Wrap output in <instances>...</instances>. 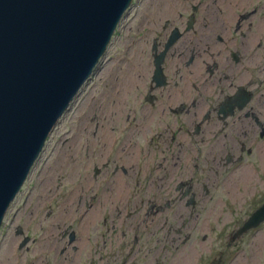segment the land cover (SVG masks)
I'll list each match as a JSON object with an SVG mask.
<instances>
[{
  "label": "flooded vegetation",
  "instance_id": "1",
  "mask_svg": "<svg viewBox=\"0 0 264 264\" xmlns=\"http://www.w3.org/2000/svg\"><path fill=\"white\" fill-rule=\"evenodd\" d=\"M139 5L129 24L138 74L130 88L118 91L114 109L142 121L147 137L130 151L126 139L117 155L112 146L101 152L99 175L113 173L105 189L114 218L134 231L113 240L153 257L165 249L167 237L181 251L197 244L200 235L207 240L209 225L199 226L194 217L198 192L209 195L218 180L213 185L201 180L234 174L264 144V0H141ZM132 135L140 136V128H132ZM138 175H149V184L134 196ZM97 177L87 174L86 186H100ZM190 186L193 207L184 198ZM87 204L82 201V207ZM65 213L8 218L0 264H32L57 251L79 253L86 224ZM101 219L98 214L94 222L97 249L105 243Z\"/></svg>",
  "mask_w": 264,
  "mask_h": 264
},
{
  "label": "water",
  "instance_id": "2",
  "mask_svg": "<svg viewBox=\"0 0 264 264\" xmlns=\"http://www.w3.org/2000/svg\"><path fill=\"white\" fill-rule=\"evenodd\" d=\"M131 1L0 0V224Z\"/></svg>",
  "mask_w": 264,
  "mask_h": 264
},
{
  "label": "rangeland",
  "instance_id": "3",
  "mask_svg": "<svg viewBox=\"0 0 264 264\" xmlns=\"http://www.w3.org/2000/svg\"><path fill=\"white\" fill-rule=\"evenodd\" d=\"M101 76V74L99 75ZM95 89L91 90L88 96H86V100L88 101L90 96L93 95ZM85 103V102H84ZM84 104L82 105V95L78 99L77 103L74 105L71 112L66 114L64 119L62 120L60 126L58 127L56 132L53 134V138L51 139L50 143L48 144L47 150L45 152V155L43 157V160L40 162L36 169V174L33 179H35V182L32 184V190L29 192V190H25V192H29V195L24 194L22 201L28 200L29 205L31 206L30 209L27 211L28 217H35V214L40 217L45 216L44 212H37V207L45 205L46 202H48L53 197L52 193H49V196H42L40 193L43 189H51L55 188L57 186L58 182L55 180V183L53 182V185L50 186V176L45 171L46 162L52 161L55 156H52L51 152L52 150H55V155L59 153V146L60 142L69 138L72 139L70 142H76L78 145L79 139L76 134L78 132L82 131V108ZM91 118L88 116L86 117V120L90 121ZM84 123V122H83ZM82 135V133H81ZM64 150V149H62ZM61 150V151H62ZM262 152V151H260ZM82 153V148L78 146L77 149L73 150L71 154H77ZM261 154V153H260ZM262 155V154H261ZM250 159H254L256 161H259V156L256 154H253L250 156ZM262 161V160H261ZM81 165L76 164L75 162L71 164L70 166L66 168L65 166H58L56 168L57 173L60 172L59 177L62 179L63 188L58 190L57 192L61 191V199L62 203H66L67 206L65 207L66 210L72 213V216L76 215L77 209L79 203L78 201H82L80 199L82 195V174L80 171ZM66 168V169H63ZM245 168V167H242ZM240 168V169H242ZM261 169V167H259ZM61 170H66L64 173L61 172ZM38 172V173H37ZM41 173L42 177H39V174ZM241 171H237L236 173L232 174L226 173L225 175H222L218 178L215 176H208L207 178L202 179L201 181L203 183H210V185L214 184V181H219V186H216L215 188L211 187L209 195H206L204 193L198 192L199 199H198V207H204L206 208H216L215 213L209 214L213 218V223L215 221V216L218 214L219 210H224V214L228 215L229 212H232L234 217L236 214L241 213L239 217H242L245 213L247 215L250 214L251 210L253 209L252 205L255 204V201L259 200L260 198L264 197V171L258 172V178L255 179V186L251 185L247 190H245L242 187L237 188V182L236 181H229L228 178L234 177L242 179L241 182L245 181L246 178H241L242 176ZM39 181H42V184H47L45 188H42L41 185H39ZM31 193V194H30ZM51 194V195H50ZM93 194H95V191H93ZM102 192L99 193V197L101 196ZM115 194V193H114ZM114 196V195H113ZM75 197V199H73ZM80 197V198H78ZM97 197L96 199H98ZM208 202V203H207ZM236 206V208H231ZM243 208V210H242ZM110 209V208H109ZM242 210V211H241ZM104 214H106L104 212ZM21 215H24V211L21 212ZM205 215V214H204ZM26 216V215H25ZM24 216V217H25ZM27 217V216H26ZM96 217V215H95ZM94 217V218H95ZM104 217V216H103ZM246 218V217H245ZM245 218H238L232 223H229V230L233 233V230L236 226H240ZM103 221V218L100 220ZM220 225V224H219ZM215 226V233H214V250L215 255L219 257L220 251H223L225 253L224 260L221 262L220 259H217L216 264H264V225H262L258 230L252 231L249 234H247L241 241H239L238 245L232 246L231 248L225 247V244L228 242V238H226L224 241V247L222 249V242L218 241V233L219 228L222 229L224 226ZM118 227V222L113 221V217L108 214L106 217H104V222L101 226H99V230L103 231L104 234V240L108 239L107 243L104 244L103 250L106 253H110V245H109V239L111 235L113 234L114 229ZM104 230H106L104 232ZM108 231V232H107ZM118 243H116L113 246V249L115 250L118 247ZM173 253V252H172ZM110 257V256H109ZM177 257V255L175 256ZM174 257V254H169L166 257V263L165 264H172V260ZM179 257L182 258L180 255ZM102 264V261L100 258L96 259V263ZM201 264H204L201 263Z\"/></svg>",
  "mask_w": 264,
  "mask_h": 264
},
{
  "label": "bare ground",
  "instance_id": "4",
  "mask_svg": "<svg viewBox=\"0 0 264 264\" xmlns=\"http://www.w3.org/2000/svg\"><path fill=\"white\" fill-rule=\"evenodd\" d=\"M13 179H14V176H12L10 179H8V180L5 182V184L2 186V188H1V190H0V199H2L4 193H5L6 190L8 189V186H9L10 183L13 181ZM46 185H47V184H45L43 187L45 188ZM88 186H89V185H88ZM50 191H51V190H50ZM50 191H49V189H45L43 194H44V195H48V193H49ZM120 194L122 195V192H120ZM110 196H111V193H110V192H108L107 194H104V195H103L104 199L110 198ZM83 245H85V244L82 243V246H83ZM79 256H81V253H80ZM79 256H78V258H79ZM60 264H74V262H73L72 260H69V261H68V259L65 258V259H63V260L61 261Z\"/></svg>",
  "mask_w": 264,
  "mask_h": 264
}]
</instances>
